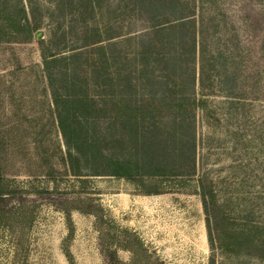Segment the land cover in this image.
<instances>
[{"label": "rangeland", "instance_id": "obj_1", "mask_svg": "<svg viewBox=\"0 0 264 264\" xmlns=\"http://www.w3.org/2000/svg\"><path fill=\"white\" fill-rule=\"evenodd\" d=\"M162 3L0 0V264H264L220 246L198 187L202 176L221 213L264 226V0L177 2L197 16L196 56L181 70L206 85L191 94L206 105L187 112L196 172L138 181L105 168L109 155L135 163L143 142L153 164L179 172L163 146L184 109L148 81L171 67L152 28L174 15ZM78 93L101 109L71 110L81 150L59 125Z\"/></svg>", "mask_w": 264, "mask_h": 264}, {"label": "trees", "instance_id": "obj_2", "mask_svg": "<svg viewBox=\"0 0 264 264\" xmlns=\"http://www.w3.org/2000/svg\"><path fill=\"white\" fill-rule=\"evenodd\" d=\"M145 1L154 4L155 1L159 0H138L140 3H144ZM163 1V5H170L171 8L175 10L174 15H165L166 17L163 18V21L154 22L152 28L155 36L159 37L161 35L159 38L161 42L160 48L162 50L159 51L161 54L160 58H163L164 63L169 61L168 63L171 64V67H167V64H165L164 68L166 69L164 74L161 77L149 74L150 78H148V81L162 87L163 96L169 102L167 103L168 106H171V102L173 103L174 100H177L173 104H175L177 108L184 109L181 114L183 119L179 121L174 120L171 131H165L163 146L164 153L170 152V149L179 153L181 166L179 172L172 173L171 170H168L170 168L165 165L153 164L152 160L158 159V157L156 155V148L152 146V143H141V146L138 148L141 157L137 158L135 163L119 160L110 155L106 156L108 165H105V168L107 171L111 174L130 177L138 181H143L144 177L157 178V176H160L158 178L165 179L168 178L170 174H176L182 176L181 178H186L192 176L196 172V137L194 132H192L193 119H190L191 114L189 113V116L187 112H189L188 108L192 105H206L205 97L197 98L195 95H191L196 82H198L199 85L202 84L203 87L206 86L205 78L202 76L204 72H200V76L198 75L199 77L197 78L195 69H193L194 67L189 66L188 69L181 70V67L185 63L191 62L190 58H192V56L194 59L196 56L197 41L195 39V30L197 29V16L192 12L193 9L184 12L177 4L178 0ZM20 24L22 26L24 23L20 21ZM166 35L168 38L163 40ZM99 41L100 39H96L88 43L93 44ZM97 48L101 49L102 55H104V46L98 45ZM164 48H167V50L164 51ZM144 53L145 50H142V56ZM45 60H47V58ZM142 62L143 64L146 63V61ZM91 100L92 99H88L85 94L78 93L73 95L68 101L69 106L66 107V114L62 115L59 113V125L63 134L67 141H70V143L79 150H81V146L86 143V141L80 135L81 127L74 124V121L70 119V113L72 109L74 111L78 109L84 116H97L101 109L95 110ZM170 145L172 146L170 147ZM88 146L90 147V153L93 155L95 154L94 156L99 157L103 155L100 149L95 148L93 142L88 143ZM2 179L3 178L0 176V196L8 191ZM198 187L208 217L212 213V219L215 223L220 246L229 251H245L263 256L264 226L261 223L252 221L250 212L245 213L246 219H244V221H236L226 214H223L224 212L221 213L215 202L213 185L211 188L210 183H204L202 176L199 178Z\"/></svg>", "mask_w": 264, "mask_h": 264}]
</instances>
